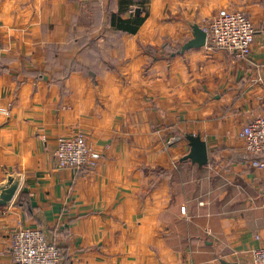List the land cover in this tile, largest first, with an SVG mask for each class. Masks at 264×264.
I'll list each match as a JSON object with an SVG mask.
<instances>
[{
	"label": "crops",
	"instance_id": "1",
	"mask_svg": "<svg viewBox=\"0 0 264 264\" xmlns=\"http://www.w3.org/2000/svg\"><path fill=\"white\" fill-rule=\"evenodd\" d=\"M224 10L251 19V57L182 52ZM260 117L264 0H0V183L23 178L0 207V264L18 225L41 229L61 264H251L264 171L240 133ZM80 132L98 166L57 168L58 138ZM188 135L207 165L182 161Z\"/></svg>",
	"mask_w": 264,
	"mask_h": 264
},
{
	"label": "built area",
	"instance_id": "2",
	"mask_svg": "<svg viewBox=\"0 0 264 264\" xmlns=\"http://www.w3.org/2000/svg\"><path fill=\"white\" fill-rule=\"evenodd\" d=\"M206 46L227 52L237 61H247L252 54L255 28L251 19L239 11H220L205 23ZM40 137V136H39ZM240 137L252 157L251 167L264 171V117L250 121ZM101 159L87 136L80 132L60 137L53 160L57 168L74 172L95 169ZM187 214L186 207L181 209ZM11 264H61L62 252L39 228L18 225L11 233ZM251 264H264V246L251 251Z\"/></svg>",
	"mask_w": 264,
	"mask_h": 264
},
{
	"label": "water",
	"instance_id": "3",
	"mask_svg": "<svg viewBox=\"0 0 264 264\" xmlns=\"http://www.w3.org/2000/svg\"><path fill=\"white\" fill-rule=\"evenodd\" d=\"M140 9L136 10V14L139 15ZM194 38L184 45L182 52L189 51L191 49H199L206 46L207 34L199 26L193 27ZM186 139L189 142L190 153L182 159V161H191V163L203 167L208 164V150L207 145L202 141L200 136L188 135ZM22 175L18 173L10 174L6 173L5 180L0 183V207H6L11 205L16 199L21 186ZM221 264H239L230 263L227 261H221Z\"/></svg>",
	"mask_w": 264,
	"mask_h": 264
},
{
	"label": "trees",
	"instance_id": "4",
	"mask_svg": "<svg viewBox=\"0 0 264 264\" xmlns=\"http://www.w3.org/2000/svg\"><path fill=\"white\" fill-rule=\"evenodd\" d=\"M144 20H145L144 18L137 19L134 27H130L128 25L122 24L121 26H118V28L126 32L136 33L138 30V27L144 22ZM123 23L127 24L129 23V21H124ZM16 204L17 206L27 210V208L29 207V198H26V195L22 193Z\"/></svg>",
	"mask_w": 264,
	"mask_h": 264
}]
</instances>
